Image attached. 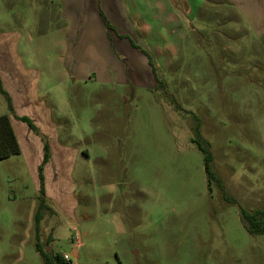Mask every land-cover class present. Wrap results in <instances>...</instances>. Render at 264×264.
<instances>
[{"label":"rangeland","instance_id":"rangeland-1","mask_svg":"<svg viewBox=\"0 0 264 264\" xmlns=\"http://www.w3.org/2000/svg\"><path fill=\"white\" fill-rule=\"evenodd\" d=\"M83 1L0 0L3 88L9 52L40 68L48 80L40 98L54 116L69 119L57 122L59 134L78 151L67 164L44 168V195L36 137L43 142L29 127V143L19 133L21 153L0 160V264H45L36 250L41 198L50 208L42 212L41 246L69 255L70 264H264V235L249 234L240 219V209L264 210V44L251 22L236 16L241 5L169 0L180 17L170 20L175 13L165 0H124L116 23L92 15L94 32L84 36ZM187 2L193 14L185 16ZM103 27L145 57L155 89L69 78L60 85L57 74H47L56 67L62 75L67 61L74 74L103 72L114 59L98 42ZM175 30L185 34L178 55L185 62L169 68L154 47L174 50L181 43ZM84 39L92 42L87 51ZM120 62L125 72L133 68L127 56ZM196 141L209 145L213 169L236 204L208 183Z\"/></svg>","mask_w":264,"mask_h":264},{"label":"crops","instance_id":"crops-1","mask_svg":"<svg viewBox=\"0 0 264 264\" xmlns=\"http://www.w3.org/2000/svg\"><path fill=\"white\" fill-rule=\"evenodd\" d=\"M169 4V8L173 10L175 13V17L169 18L170 20H176L180 18L177 16V10L176 7L169 2V0H165ZM235 5H238V8L242 7V11L239 9L240 15H236L240 18V20H248L251 22L252 29L255 31H258L259 36L258 38L260 41L264 44V0H232ZM73 2V1H72ZM193 2V0H192ZM205 0H200V4L205 3ZM124 0H99V6L95 5L93 6V0H86L83 1V11L87 8V13L89 15V24L86 23V26L88 24L89 28H87L84 32V36H90L94 31H92L91 28V16H101L105 15L108 19L117 21L116 17L119 16L123 9ZM175 3H178L175 1ZM188 3V2H187ZM68 4V1H67ZM188 5H191L188 3ZM73 8L72 10H74ZM189 13L187 14H193L192 5L191 8L189 6ZM192 9V10H191ZM202 8L199 6L197 7V17L200 15V11ZM121 12V13H120ZM66 13V12H65ZM180 15V14H179ZM102 17V16H101ZM100 17V20H101ZM68 18V17H67ZM85 19V16H84ZM103 21V20H102ZM139 18H131V29L134 32L133 28L135 29V24L138 23ZM180 21V20H179ZM250 24V23H249ZM250 24V25H251ZM73 25V23H72ZM142 30H149L150 28L146 23H141ZM75 27V25H74ZM247 31V30H246ZM92 32V33H91ZM100 39L99 44L101 43V47L103 50L107 53H110L109 55L112 56L113 61L103 66V72H95V71H89L87 74H84L83 72H77L74 74V66L71 67L70 63L64 62V71L63 74H61V69H58L55 67H48L49 72L47 73L51 78L56 77L55 74L58 75L55 81L60 82V85H64L66 83L65 80L69 78V80H72V82L78 81V79L85 80L86 81H96L100 83H109L112 82H118V83H127L128 81L134 85L138 86H146L147 89H155L158 81L156 78L153 77L152 74V68L148 65L145 57L139 53L137 50H133L130 47V44L128 43V40L126 39H118L115 37V35L111 34V31H109L106 27L100 28ZM249 32V31H248ZM125 33H121V36H125ZM173 35L177 36L181 43L172 50L170 47H154L156 48L154 56L159 58V61L162 60L163 63H166V65L170 68L173 62L176 61V59L181 58L182 56L178 57L180 53V50L182 48V42L185 39V34L182 35L179 34V31L175 30L172 33ZM179 41V42H180ZM91 41H87L84 39V51H87V47L91 45ZM68 53L70 54V45H67ZM152 54V55H153ZM129 55V57H128ZM118 56V57H117ZM126 57L131 61V64L133 66V70L131 69L128 72H125L123 70V65L121 64L120 60L121 57ZM16 57V56H15ZM69 57V55H68ZM7 58V59H6ZM5 58V64L3 66L5 75L8 77L9 81L5 83L6 90H10L11 94L10 97L13 102V106L16 112V116L23 118L26 117L34 122V124L39 128V130L48 137L50 147H51V153L52 158L51 161L45 166V171L49 172L53 162H56L57 160H62L63 163H68L70 159H76L78 156V151L74 148H71L70 145L66 144L68 141L66 138H64V135L59 134L58 129V121L70 122L69 119L65 116H54V113L50 106L46 104L44 100L40 98V87L41 85L48 84L47 78L44 76V73L40 71V68L35 66H29L25 65L20 58H14L9 52L7 57ZM182 62H185L182 60ZM74 64V63H73ZM115 67H119L118 70H116ZM47 69V70H48ZM125 72V73H124ZM52 81V80H51ZM64 81V82H63ZM8 83V86H7ZM5 90V89H4ZM5 90V91H6ZM48 91H51V88L49 87L47 89ZM62 97H66L63 94H61ZM66 120V121H65ZM11 123L14 129V132L16 134V137L18 141L20 142V134L22 136L24 135L25 139L24 141H27L28 143L31 140V137L33 133L28 129V126L25 123H22L20 120H18L15 117H11ZM19 125V126H17ZM27 134V135H26ZM63 137V140L61 139ZM27 138V139H26ZM70 138V137H69ZM65 140H67L65 142ZM40 140L38 137H36L37 146L42 149L43 143L39 142ZM21 145V143H20ZM22 148V147H21ZM39 148L38 151V157H40V160L38 159L36 162L37 164L41 165L44 159V154H41V150ZM44 149V145H43ZM53 149H56L54 154ZM55 160V161H54ZM48 174V173H47ZM74 255H77V252L74 251Z\"/></svg>","mask_w":264,"mask_h":264},{"label":"trees","instance_id":"trees-1","mask_svg":"<svg viewBox=\"0 0 264 264\" xmlns=\"http://www.w3.org/2000/svg\"><path fill=\"white\" fill-rule=\"evenodd\" d=\"M159 84L160 86H164L163 82H160ZM0 93L5 98L9 110V114L0 116V160H5L14 155H18L21 153L20 145L11 123V117H15L18 120L22 121L23 123H26L30 128V130L33 131L37 136H39L42 139L44 145V159L39 167V179H40V191L41 194L44 195L43 170L45 166L51 161L52 158L49 139L39 130V128L34 124L32 120L26 117L20 118L16 116L12 99L8 95V93L4 90L1 79H0ZM172 101L174 107H176L178 111H181L180 105L176 102V100L173 97H172ZM194 119L197 122L196 130L197 132H199L201 128L200 119L196 116H194ZM202 142L196 141V144L204 154V168L208 183L211 184L212 182H216L219 188L224 192L225 199L230 203L236 204L237 202L234 199H231L230 197L227 196L225 192L223 180L217 175V173L213 169L214 157L210 149L208 148L209 145L206 146L205 142L204 143ZM49 209L50 208L48 207L46 200L44 198H41L40 211L36 216V227H37V238H38V242L36 244V250L43 258L45 264H70L69 262H66L63 259L62 255H54L52 253L44 252L41 243L39 241L40 225H41V221L43 220L42 212ZM240 219L244 228L249 234L264 235V210H259L253 213H249L244 209H240Z\"/></svg>","mask_w":264,"mask_h":264},{"label":"built area","instance_id":"built-area-1","mask_svg":"<svg viewBox=\"0 0 264 264\" xmlns=\"http://www.w3.org/2000/svg\"><path fill=\"white\" fill-rule=\"evenodd\" d=\"M62 257H63V259L66 261V262H71V259H70V256L69 255H67V254H64V255H62Z\"/></svg>","mask_w":264,"mask_h":264}]
</instances>
